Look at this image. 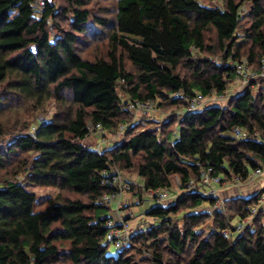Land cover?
Returning <instances> with one entry per match:
<instances>
[{
	"label": "trees",
	"instance_id": "1",
	"mask_svg": "<svg viewBox=\"0 0 264 264\" xmlns=\"http://www.w3.org/2000/svg\"><path fill=\"white\" fill-rule=\"evenodd\" d=\"M43 1L0 0V264H264L260 215L237 236L222 234L249 217L264 189L218 210L215 198L184 192L149 209L154 226L131 234L116 256L107 254L110 207L101 201L114 191L105 172L132 174L149 192L171 191V177L182 188L197 180L198 161L222 182L264 168V88L253 92L264 78L196 112L172 113L187 104L171 97L226 95L243 58L260 73L264 0ZM128 101L173 111L155 126L133 123ZM51 102L47 124L26 118ZM96 124L126 130L91 150ZM29 187L60 194L36 212ZM203 205L211 211H195Z\"/></svg>",
	"mask_w": 264,
	"mask_h": 264
},
{
	"label": "built area",
	"instance_id": "2",
	"mask_svg": "<svg viewBox=\"0 0 264 264\" xmlns=\"http://www.w3.org/2000/svg\"><path fill=\"white\" fill-rule=\"evenodd\" d=\"M37 4L39 6H44L43 0H38ZM235 74L239 79L243 80V83H249L256 78H264V58L261 60V71L260 73L251 72L249 64L245 60H238L234 64ZM172 98H180L183 99L187 106L184 109L183 113H191L201 110L208 106L211 102H208L209 98H204L201 94H196L193 97L185 98L181 91L172 94ZM227 96H214V99L217 101L226 100ZM126 108L130 111L141 112L148 118H150V114L154 110V102H146L140 103L138 101H130L127 103ZM42 125H45L49 122L47 119L40 120ZM126 130L125 125H120L117 133L122 134ZM89 136L98 137L101 136V141L104 139L105 130L102 128L100 124L89 125L88 126ZM32 133H35V128L31 129ZM234 135L238 138H243L244 134L241 130L235 129L233 131ZM99 147V146H98ZM99 150V148H97ZM196 168L198 169V179H190L184 186L181 187L180 180L178 182V189L184 190V192L200 195L204 197H213L216 199L213 209H221L223 208L224 201L218 196V187L222 184L221 177L216 175L213 168L207 165H204L200 161L196 162ZM264 173L263 169L256 170L250 178H248L244 182H238L234 180L235 184H246L251 185L254 182L255 177L260 176ZM106 175L105 183L114 189L113 193L103 195L101 201L108 205H115V218H109L106 222V227L108 229L105 241L115 246L117 249L125 248L128 245L129 237L133 234L132 230L129 229L126 221L122 218V206H121V198L123 193L131 192V182L129 183L117 170L104 173ZM172 177L170 178V180ZM172 187V182H171ZM182 188V189H181ZM172 190V189H171ZM148 194L159 200H167L170 196V191L168 189H162L157 191H149ZM211 211V210H209ZM260 215V223L264 229V194L261 196L258 205L251 208L249 217L242 221H238L235 224H232L233 231L225 230L222 232L224 236H228L229 234L234 235L235 233H240L244 231L247 227L251 226L252 220ZM119 216V217H116ZM210 232L214 233L213 226L210 227Z\"/></svg>",
	"mask_w": 264,
	"mask_h": 264
},
{
	"label": "rangeland",
	"instance_id": "3",
	"mask_svg": "<svg viewBox=\"0 0 264 264\" xmlns=\"http://www.w3.org/2000/svg\"><path fill=\"white\" fill-rule=\"evenodd\" d=\"M106 2H108V1H106ZM221 2H222V0H210V2H208L207 4L211 3V5L219 6L220 4H222ZM103 3H104L103 1H99L100 7L107 5L106 3H104V4ZM249 9H250L249 6L247 4H245L244 7L242 8L243 13H246V12L248 13ZM103 50L104 49H102V51ZM84 52L86 53V55L92 54L91 51L89 52L88 49H86V51H84ZM88 56L90 57V55H88ZM211 60L213 63H220L221 58L219 56H213V57H211ZM242 60H245L247 62V60L245 58H243ZM248 64L250 66V69L252 70L251 72H255L253 64H250V63H248ZM247 84L248 83H243V80L239 79V77H237L234 80V82L230 85V87L228 88V91L226 94V96H227L226 100L224 99L221 101H217L213 97V98H209L208 102H212L211 103L212 105L215 104L216 102H220L222 105H226V102L230 98L235 96L236 94L241 93L246 88ZM260 88H264V82L263 83L257 82L255 84V87L253 88V92L257 93ZM128 102H130V101H128ZM157 103H158L157 101L154 102V110L150 114L151 115L150 118H148L147 116H145L141 112L131 111L132 115H133L132 122L133 123H144L147 126H153V125L155 126L156 122L162 121L163 119L166 118V116L168 117L171 114L170 113L171 111H173L169 108H166V109L157 108L158 107ZM182 112H183V109H179V110H176L175 112H172V113L180 115V114H182ZM53 113H54V104L51 102L48 105V107H46V110L44 111L43 115H40L39 113H37L36 115H33V117H30V118L26 117V118L33 120V119L38 117L37 120H42V119L49 120L51 118V116L53 115ZM147 121H150L151 123L147 122ZM152 123H154V124H152ZM104 133L106 134V136L103 138V139H105V142L108 140L110 142H113V144L115 142H120L121 138H122L121 136L123 135V133L122 134L117 133V132L111 133L109 131H105ZM101 136L102 135H99L98 137L90 136L86 140L85 143L90 145L91 150H97V147L95 145V143H96L95 141L100 140ZM178 138H179V130L178 131L176 130L175 134L173 136V140L176 141V140H178ZM121 175L126 180H128L129 183L130 182L132 184L134 183L133 184L134 185L133 190H134V192L137 193V195L133 194V196H130V193L132 191L131 192H125V193H123L122 198H121V206L123 208L122 210L124 211L122 218L125 219V218L129 217V219L126 220V223L129 226V229L132 230L133 233L146 231L150 227L154 226V224L156 223L155 220L146 216V212L149 209L154 208V207L172 204L173 202L176 201V199L179 196H181L184 193V190L178 189L179 178L172 177V179H171L172 190L170 191L169 199H167V200L155 199V198L151 197L148 194V192H145L142 189V187L139 186V183H138V181H136V178L134 175L129 174V173H122ZM259 184H262V186H260V188L257 187ZM239 185L240 184H235L232 180H227V181L222 182V184L218 187L219 198L222 199L224 201V203H226V205L227 204L229 205L231 203V200H237L238 198H248L252 194H255L258 191L257 189H259V190L264 189V173L260 176L255 177L254 182H252V184H251L255 187V189H254V191L256 190L255 193L251 194L249 192L251 185H246V184H242L240 186ZM29 190L33 191L36 195V200H35L34 208H33V210L36 212L44 211L47 208L48 199L49 198H55L60 194L59 190H57L55 188H49V187H29ZM236 190H239L240 192H245V193L241 194L242 197H239V195L236 193ZM126 199H127V201H126ZM130 199H132L131 202H129ZM136 199L137 200L140 199L141 200V201H139L140 203L135 202ZM126 203H130V204L126 205ZM109 207H110L109 217L115 218V213H114L115 212V205L113 204L112 206H109ZM204 207L208 208L207 205H203L202 207H198L197 209H195V211L204 212V211L208 210ZM209 210H210V208H209ZM225 212H227L228 214L234 213L233 211H230V210H227ZM237 222L238 221L235 220L232 224H235ZM209 225L210 224H208V227H209ZM238 234L239 233H235L233 236H237ZM117 252H118V249H116L114 245L108 244L107 254H110L112 256H116Z\"/></svg>",
	"mask_w": 264,
	"mask_h": 264
},
{
	"label": "crops",
	"instance_id": "4",
	"mask_svg": "<svg viewBox=\"0 0 264 264\" xmlns=\"http://www.w3.org/2000/svg\"><path fill=\"white\" fill-rule=\"evenodd\" d=\"M106 133H107V132H106ZM105 136H106V134L104 135V137H105ZM101 140H102V139H100V140H96V141H95V142H96L95 145H96L97 148H99V147H98L99 144H102L101 147H102V146H105V145H111V144H113V142H110V141H108V140H107L106 142H105V139H104L103 141H101ZM136 181H138V179H136ZM135 183H136V182H135ZM138 183H139V186L142 187V186H141V182L138 181ZM133 184H134V183H133ZM136 185H137V184H136ZM239 186H240V185H239ZM260 186H262V184H259L257 187L260 188ZM235 187H236V186H235ZM250 187H251V188H250L249 192H250L251 194H252V193H255V192H256V190L254 191L255 187H254L253 185H251ZM257 190H259V189H257ZM131 191H132V192L130 193V196H133V194H134V195H135V194L137 195V193L134 192L133 189H131ZM253 191H254V192H253ZM236 193L239 195V197H242L241 194H243V193H245V192H240L239 190H236ZM219 194H220V193H219ZM130 198H131V197H130ZM132 199H133V198H132ZM132 199H130L129 202H131ZM126 201H127V199H126ZM135 202L139 203V201H138L137 199L135 200ZM127 204H130V203H126V205H127ZM127 207H128V206H127ZM122 209H123V208H122ZM206 209L209 210V208H206ZM122 212H123V213H122V216H123L124 211L122 210ZM116 217H119V216H116ZM127 218H128V217H127ZM127 218H125L124 221H126Z\"/></svg>",
	"mask_w": 264,
	"mask_h": 264
}]
</instances>
